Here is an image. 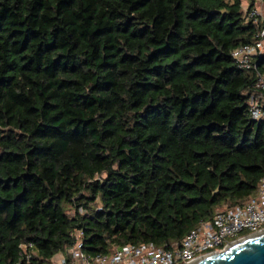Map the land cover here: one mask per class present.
I'll return each instance as SVG.
<instances>
[{"label":"trees","instance_id":"trees-1","mask_svg":"<svg viewBox=\"0 0 264 264\" xmlns=\"http://www.w3.org/2000/svg\"><path fill=\"white\" fill-rule=\"evenodd\" d=\"M257 2L0 0V264L170 248L256 194Z\"/></svg>","mask_w":264,"mask_h":264},{"label":"built area","instance_id":"built-area-1","mask_svg":"<svg viewBox=\"0 0 264 264\" xmlns=\"http://www.w3.org/2000/svg\"><path fill=\"white\" fill-rule=\"evenodd\" d=\"M245 12H247L245 10ZM249 19L258 22L257 10L247 13ZM264 38V30L259 34ZM263 41L235 49L232 58L245 70L253 68V57L262 53ZM255 88L264 93V74H258ZM257 101L252 103L254 119H264V107ZM244 233V234H243ZM264 233V177L259 181L256 194L240 206L215 212L209 221L200 222L189 231L180 243L170 248L153 243L125 245L116 248L110 255L86 256L81 242L55 255L48 264H194L211 255L222 253L251 235ZM243 234V235H240ZM240 235V236H239ZM32 246H20L24 263L30 264Z\"/></svg>","mask_w":264,"mask_h":264},{"label":"water","instance_id":"water-1","mask_svg":"<svg viewBox=\"0 0 264 264\" xmlns=\"http://www.w3.org/2000/svg\"><path fill=\"white\" fill-rule=\"evenodd\" d=\"M215 193H218V190ZM194 264H264V233L251 235L224 252L211 255Z\"/></svg>","mask_w":264,"mask_h":264},{"label":"rangeland","instance_id":"rangeland-1","mask_svg":"<svg viewBox=\"0 0 264 264\" xmlns=\"http://www.w3.org/2000/svg\"><path fill=\"white\" fill-rule=\"evenodd\" d=\"M243 9L246 10L247 9V6L244 5L243 6ZM256 10L259 12L260 16L264 18V4L262 1L258 0L257 2V5H256ZM225 208H227V206H224L220 209H218L217 211H221V210H224ZM244 234V233H243ZM243 234H240V235H243ZM239 235V236H240ZM86 256L90 257L91 255L85 253Z\"/></svg>","mask_w":264,"mask_h":264},{"label":"bare ground","instance_id":"bare-ground-1","mask_svg":"<svg viewBox=\"0 0 264 264\" xmlns=\"http://www.w3.org/2000/svg\"><path fill=\"white\" fill-rule=\"evenodd\" d=\"M263 234V233H262ZM235 245V244H234Z\"/></svg>","mask_w":264,"mask_h":264}]
</instances>
